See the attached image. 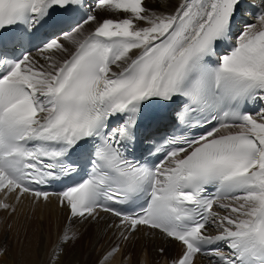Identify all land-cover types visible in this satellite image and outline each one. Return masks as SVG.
<instances>
[{"label": "snow or ice", "instance_id": "snow-or-ice-1", "mask_svg": "<svg viewBox=\"0 0 264 264\" xmlns=\"http://www.w3.org/2000/svg\"><path fill=\"white\" fill-rule=\"evenodd\" d=\"M52 198L97 264H264V0H0V210Z\"/></svg>", "mask_w": 264, "mask_h": 264}, {"label": "bare ground", "instance_id": "bare-ground-1", "mask_svg": "<svg viewBox=\"0 0 264 264\" xmlns=\"http://www.w3.org/2000/svg\"><path fill=\"white\" fill-rule=\"evenodd\" d=\"M88 31H90V29L86 27L85 34H87ZM32 53L35 54L36 51ZM21 208L26 209L28 211L32 210V214L36 217V219H34L35 220L34 227L30 229L28 234L27 233L25 234L27 236L24 239L21 237L17 243H16V239L14 240L11 239L10 237H6V236L4 237V234L0 235V245H2L3 248L8 249V255L5 256L2 260H0V264H49L52 258V252H53L52 246L55 245V244L51 245L52 248L50 249L49 247L50 243L52 242V240H54L53 242H55V238L56 239L60 238L63 232L67 230L69 227H71V231L69 232L70 235L72 232H75L80 237L79 239L84 237L90 239L91 246L89 251H82L83 249L80 250L76 246H72L68 248V255L64 257L65 261L71 262V264H97V262L101 259L102 255L106 252V250L110 248L111 233H105L102 226H92V227L80 226V225L69 226L65 218V212L59 207H57L55 198H52L51 203L48 204L47 206L43 204L39 206H34L30 200L25 199L22 203H20L17 206V210ZM5 215L7 216L6 213ZM30 226L32 227V225ZM76 227L79 228L76 229ZM21 231L19 229V232ZM12 232L14 234V231ZM56 243H58V241H56ZM160 247H165L167 249L165 254L161 255L159 253L158 249ZM178 251H179L178 246H169L164 240L160 239L154 232L142 231L141 233L137 234L136 242L133 245L127 246L126 255L127 256L129 255L131 257V264H139L140 258H141L140 264L141 262H144V264H170L171 257L175 256ZM120 255L121 254H117L116 257ZM123 256L121 255L120 257ZM126 258L128 259V257ZM124 259H122V261ZM197 264H207V258L198 257Z\"/></svg>", "mask_w": 264, "mask_h": 264}, {"label": "rangeland", "instance_id": "rangeland-1", "mask_svg": "<svg viewBox=\"0 0 264 264\" xmlns=\"http://www.w3.org/2000/svg\"><path fill=\"white\" fill-rule=\"evenodd\" d=\"M21 210V211H20ZM5 213L7 214V216L5 215ZM29 214V215H28ZM13 215H15V216H13ZM12 216V217H11ZM17 217V218H16ZM3 220H2V219ZM5 218V219H4ZM8 218V219H7ZM13 218V219H12ZM19 218V219H18ZM17 219V220H16ZM20 219H21V221H20ZM31 219V220H30ZM34 219H36V217L32 214V210H26V209H19V210H17L16 211V213L15 214H10V213H8V212H5V211H0V235L1 234H4V237L6 236V237H10L11 239H16V243L20 240V238L22 237L23 239L27 236V235H25L26 233L28 234V232L30 231V229L31 228H33L34 227V224H35V220ZM12 220V221H11ZM16 220V221H15ZM3 222V223H2ZM14 222V223H13ZM27 223V224H26ZM21 226H20V225ZM5 225H6V227H5ZM10 225V226H9ZM15 225V226H14ZM17 225V226H16ZM23 225V226H22ZM30 225H32V227L30 226ZM18 226H20V227H18ZM11 227V228H10ZM17 227V228H16ZM79 227H76V229H78ZM4 229V230H3ZM18 229V230H17ZM19 229H20V231L21 232H19ZM25 229H26V231H25ZM6 230V231H5ZM9 230H10V232H9ZM12 231H14V234H15V236H14V234H13V232ZM17 231V232H16ZM12 232V233H11ZM19 233V234H18ZM10 234V235H9ZM7 235H9V236H7ZM20 235V236H19ZM14 236V237H13ZM18 236V237H17ZM17 237V238H16ZM22 239V240H23ZM83 240V241H82ZM54 240H52V242L50 243V245H49V247H50V249L52 248V249H54L55 247H56V245H57V243H56V241H59V238L58 239H56L55 238V242H53ZM79 241V242H78ZM81 241V242H80ZM86 241V242H85ZM87 241H88V243H87ZM84 242V243H83ZM80 243V244H79ZM53 244H55L54 246H52L51 247V245H53ZM74 244V245H73ZM73 244H71V245H69V248L70 247H72V246H76L77 248H79L80 250H82V251H89L90 250V239H87V238H81V239H78L77 240V243H76V241L73 243ZM84 245V246H83ZM87 245V246H86ZM80 246H82V247H80ZM85 249V250H84ZM121 256V255H120ZM120 256H118V257H114V259H111L110 261H108V263L109 264H112V262H113V264H131V257L128 255H125V256H123V257H120ZM119 257H120V259H119ZM124 257H125V259H124ZM126 257H128V259L126 258ZM124 259L123 261H122V259ZM113 260V261H112ZM114 260H115V262H114ZM121 260V261H120ZM129 262V263H127V262ZM140 261H141V258H140ZM140 261H139V264H140ZM120 262H122V263H120ZM141 264H144V262H141Z\"/></svg>", "mask_w": 264, "mask_h": 264}]
</instances>
